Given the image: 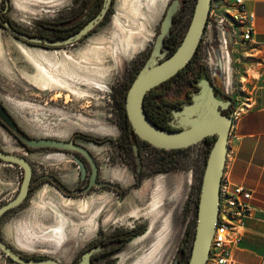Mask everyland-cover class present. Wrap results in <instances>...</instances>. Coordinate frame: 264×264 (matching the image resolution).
<instances>
[{"label": "rangeland", "instance_id": "1", "mask_svg": "<svg viewBox=\"0 0 264 264\" xmlns=\"http://www.w3.org/2000/svg\"><path fill=\"white\" fill-rule=\"evenodd\" d=\"M170 1L113 0L108 20L98 24L84 42L52 50L27 45L0 27V100L20 127L34 138H118L122 130L111 94L120 89L135 58L153 45ZM71 7L72 0H11L8 18L33 32L38 23L52 21ZM230 8L231 5L227 7ZM226 13L230 16V11ZM220 28L215 22L209 24L204 46L212 73L220 75L225 90L233 97V117L236 112L243 114L255 98L264 70V51L246 41L241 26L225 22L223 33ZM23 49L33 56L54 58V71H59L67 85L45 90ZM0 133L9 136L1 126ZM10 141L12 150L5 147L0 136L6 151L31 162L35 179L27 201L7 214L0 227L6 242L22 255L45 256L70 264L96 235L105 214L118 216V224L123 223L124 227L139 223L150 232L130 242L118 264H141L144 257L150 258L149 264H172L186 230L194 241L202 165L210 150L205 144L188 148L183 166L186 170L162 174L151 180V186L134 191L128 201H118L100 190L68 198L50 184H40L37 178L41 170L69 166L71 157L43 158L42 153H50L22 152L16 149L12 138ZM92 149L100 163L109 166L117 148L106 143ZM22 180L19 167L0 162V207L17 196ZM138 197L149 201L143 204ZM132 198L135 201H130ZM149 238L151 242L145 245ZM154 250L155 259L151 260ZM0 264L14 263L0 251Z\"/></svg>", "mask_w": 264, "mask_h": 264}, {"label": "flooded vegetation", "instance_id": "2", "mask_svg": "<svg viewBox=\"0 0 264 264\" xmlns=\"http://www.w3.org/2000/svg\"><path fill=\"white\" fill-rule=\"evenodd\" d=\"M112 3L113 0H72V7L69 8L66 13L61 14L52 21H42L38 23L36 30L32 32L20 27L8 18L11 0H2L0 3V20L7 23V26H3L0 22V27L7 30L12 36L27 45L43 50H52L53 48L66 47L74 43L84 42L98 24L108 20ZM175 3L176 8L171 17V22L169 26L166 27L168 32L164 35L161 44L158 45L159 37L163 34L165 16ZM196 4L197 0L170 1L153 45H150V48L145 53L135 58L125 78L122 79L119 84L120 89H115L111 94L113 107L122 130L118 138L102 139L87 135H77L68 141L56 139L68 143L72 142L74 145L83 148L85 150L84 152L51 147L33 149L21 142L18 135L4 126L0 121V126L7 132L9 137L13 139L17 150L22 149V152L26 151L27 153H34L36 151L50 153L48 155L42 153L41 157L43 158L60 157L66 159L69 156L71 157V165L69 166L63 165L56 169L41 170L37 182L40 184H50L59 193L68 198L91 195L95 190H100L104 195L115 196L118 201H128L134 191L143 189L144 186H149V184L151 186V180L156 179L160 175L186 170L183 168V166L186 165V151L188 148L195 145L176 150H161L154 148L135 133L127 114L126 100L130 87L142 70L151 68L154 64H160L174 55L178 50L189 30ZM210 22L211 19L208 18L206 29L198 49L190 62L176 75L159 86L152 88L146 94L144 100L146 114L152 122L161 128L171 131L179 130V128H177V126L181 124L179 113L186 107L194 104L195 98L198 97L203 90L204 78L208 79L209 86H211L216 96L219 95L224 102L230 103L226 109L221 111V114L232 118L233 109L235 107L233 97L225 90V82H223L220 75L212 73L210 61L206 58L207 54L206 47L204 46V38L207 36V29ZM90 24L92 28L84 35H81ZM0 102L2 103L1 100ZM2 104L9 112L4 103ZM9 114L11 115L10 112ZM13 120L17 124L19 135L26 134L29 138L39 139L28 135L20 127L14 117ZM207 139L201 143L205 144L208 149H210L212 146L209 147L208 144L205 143ZM106 143H110L117 148L113 154V158L109 159V166H103L92 149V147H101ZM0 147L4 152L13 154L12 152L6 151L2 147L1 142ZM26 160L28 159L26 158ZM29 163L31 164L30 161ZM31 166L33 169L32 164ZM21 170L23 171V169ZM34 180L33 170L31 189L28 197L33 190ZM149 192L151 193L150 190ZM27 199L19 207L9 211L7 214L21 208ZM132 200L135 201L133 198L130 201ZM137 200L143 204L149 201L148 199L143 200L142 197H138ZM2 220L0 222V227ZM105 222H108V225H105ZM118 222V216L115 218L111 214H105L102 225L97 230L96 235L86 243L85 247L78 252L70 264H118V259L130 242L150 234L146 225L136 223L124 227L123 223L118 224ZM0 235L4 239L1 229ZM149 239L150 240L147 241L145 245L151 242V238ZM4 241L6 242L5 239ZM192 242H194L193 238L188 233V230H186L172 264H188L192 251ZM10 247L14 249L12 246ZM19 254L28 260L53 259L60 264H64L54 258L45 256L26 257L21 253Z\"/></svg>", "mask_w": 264, "mask_h": 264}, {"label": "water", "instance_id": "3", "mask_svg": "<svg viewBox=\"0 0 264 264\" xmlns=\"http://www.w3.org/2000/svg\"><path fill=\"white\" fill-rule=\"evenodd\" d=\"M213 0H197L194 16L189 30L178 50L170 58L154 64L151 68L142 70L130 87L126 100V110L135 133L154 148L161 150L185 149L203 142L209 137H215L210 148L202 178L196 232L188 264H206L210 254L212 239L216 230L219 213L220 191L224 177L231 130L232 118L223 116L221 111L226 109L229 102H224L221 96L215 94L208 79L204 78L203 90L195 98L194 104L186 107L179 113L181 124L178 131H171L157 126L146 114L144 100L146 94L166 80L176 75L192 59L198 49L206 29ZM176 3L167 12L163 22V34L159 37L158 45L168 32L166 27ZM3 26H7L0 20ZM92 28L90 24L82 33L84 35ZM0 121L12 132L18 135L21 142L28 147L57 148L84 152L80 146L72 142H63L56 139H33L26 134L19 135L18 127L13 117L0 102ZM0 161L15 165L23 169L24 177L20 191L15 199L0 207V222L11 210L19 207L28 197L33 178V169L25 157L4 152L0 147ZM0 251L14 264H60L53 259L28 260L12 249L0 235ZM86 264V263H84Z\"/></svg>", "mask_w": 264, "mask_h": 264}, {"label": "crops", "instance_id": "4", "mask_svg": "<svg viewBox=\"0 0 264 264\" xmlns=\"http://www.w3.org/2000/svg\"><path fill=\"white\" fill-rule=\"evenodd\" d=\"M255 16L252 44L264 51V0H246ZM224 178L253 193L252 216L242 225L232 264H264V70L252 104L236 122L229 140Z\"/></svg>", "mask_w": 264, "mask_h": 264}, {"label": "built area", "instance_id": "5", "mask_svg": "<svg viewBox=\"0 0 264 264\" xmlns=\"http://www.w3.org/2000/svg\"><path fill=\"white\" fill-rule=\"evenodd\" d=\"M231 5L232 8L227 9ZM230 16L226 12H229ZM233 11V12H232ZM211 22L221 26L224 23L239 25L244 29L246 41H253L255 32V16L250 13L246 0H213L210 9ZM223 42L226 43L225 38ZM241 114L233 115V126L230 139L233 136L236 122ZM253 193L241 185H234L223 177L220 191V203L216 230L212 239L210 254L206 264H232L234 252L241 245L240 229L244 222L252 216L251 201Z\"/></svg>", "mask_w": 264, "mask_h": 264}, {"label": "bare ground", "instance_id": "6", "mask_svg": "<svg viewBox=\"0 0 264 264\" xmlns=\"http://www.w3.org/2000/svg\"><path fill=\"white\" fill-rule=\"evenodd\" d=\"M24 52L26 53V55L28 56V58L31 60V62L33 63V65L35 66V68L38 71V76L37 78L42 82V87L45 90H50V88H54V86H64L66 84V82H64V80L62 79L59 71L55 70L54 71V67L55 63L52 64V60H55L54 58L51 59H45L42 58L40 56H33L28 50L23 49ZM57 62V61H55ZM64 78V77H63ZM67 79V78H66ZM68 82V81H67ZM75 83V82H74ZM73 83V84H74ZM70 84V83H69ZM72 84V83H71ZM67 85V84H66ZM75 85V84H74ZM77 85V84H76ZM85 85V84H84ZM89 85V84H88ZM71 86V85H70ZM67 87V86H66ZM61 88V87H60ZM68 89V88H67ZM83 97V96H82ZM1 136V140L4 143L5 147L8 150H12V143L10 141L9 136L7 135H3L2 133H0ZM60 229V228H59ZM58 229V230H59ZM56 232V231H55ZM54 233V232H53ZM56 234H60L59 231L56 232ZM60 237V236H59ZM166 240V239H165ZM155 252H157V250L153 251V255L151 257V260L155 259ZM150 257V256H149ZM150 259V258H149ZM149 259L148 258H143V262L141 264H149Z\"/></svg>", "mask_w": 264, "mask_h": 264}, {"label": "trees", "instance_id": "7", "mask_svg": "<svg viewBox=\"0 0 264 264\" xmlns=\"http://www.w3.org/2000/svg\"><path fill=\"white\" fill-rule=\"evenodd\" d=\"M214 140H215V138H208L205 141V143L208 144L209 147H211L213 145V143H214ZM207 154H208V152L206 153V156L204 158V164L202 165V176L200 177V188H201V182H202V177H203V171H204L205 165H206Z\"/></svg>", "mask_w": 264, "mask_h": 264}]
</instances>
